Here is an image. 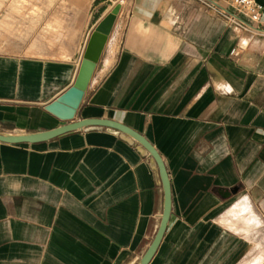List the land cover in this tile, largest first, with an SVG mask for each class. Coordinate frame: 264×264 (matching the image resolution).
I'll use <instances>...</instances> for the list:
<instances>
[{
	"label": "crops",
	"instance_id": "crops-1",
	"mask_svg": "<svg viewBox=\"0 0 264 264\" xmlns=\"http://www.w3.org/2000/svg\"><path fill=\"white\" fill-rule=\"evenodd\" d=\"M104 2L61 7L42 52L0 46L1 134L66 123L45 105L72 85ZM242 19L127 0L76 110L128 126L163 162L171 208L147 264H264V10ZM163 199L149 154L113 129L0 141V264H138Z\"/></svg>",
	"mask_w": 264,
	"mask_h": 264
},
{
	"label": "water",
	"instance_id": "water-1",
	"mask_svg": "<svg viewBox=\"0 0 264 264\" xmlns=\"http://www.w3.org/2000/svg\"><path fill=\"white\" fill-rule=\"evenodd\" d=\"M121 5L115 4L111 10L106 13L103 18L96 24L89 35L86 46L84 48L79 68L72 85L63 93L57 96L49 104L45 105V109L56 116L58 119L65 121V124L56 126L49 130L33 132L27 134H1L0 141L8 143H33L48 140L55 136L70 132L83 127H106L120 132L124 137L138 143V147L148 153L151 161L155 165L160 183L163 188V210L157 231L144 252L138 264H147L153 253L155 252L162 235L165 231L167 221L170 214V185L167 172L158 152L153 146L138 132L132 130L128 126L105 118H81L74 120L76 110L79 107L83 93L95 69L96 63L100 57L107 35L112 27L115 17Z\"/></svg>",
	"mask_w": 264,
	"mask_h": 264
},
{
	"label": "rangeland",
	"instance_id": "rangeland-1",
	"mask_svg": "<svg viewBox=\"0 0 264 264\" xmlns=\"http://www.w3.org/2000/svg\"><path fill=\"white\" fill-rule=\"evenodd\" d=\"M70 1L81 0H0V46H24L26 50L36 52L53 47L62 29L59 9L69 5ZM126 1L105 0L103 5L111 9Z\"/></svg>",
	"mask_w": 264,
	"mask_h": 264
},
{
	"label": "built area",
	"instance_id": "built-area-1",
	"mask_svg": "<svg viewBox=\"0 0 264 264\" xmlns=\"http://www.w3.org/2000/svg\"><path fill=\"white\" fill-rule=\"evenodd\" d=\"M212 10L217 16L221 17L227 24L234 25L243 29L250 22L258 23L264 6L256 0H195ZM222 1L223 3H221ZM242 16V18H241ZM257 29V28H254Z\"/></svg>",
	"mask_w": 264,
	"mask_h": 264
},
{
	"label": "bare ground",
	"instance_id": "bare-ground-1",
	"mask_svg": "<svg viewBox=\"0 0 264 264\" xmlns=\"http://www.w3.org/2000/svg\"><path fill=\"white\" fill-rule=\"evenodd\" d=\"M111 10V9H110Z\"/></svg>",
	"mask_w": 264,
	"mask_h": 264
}]
</instances>
